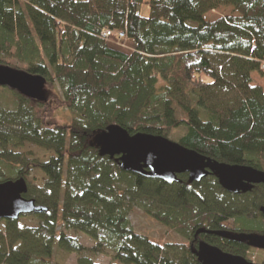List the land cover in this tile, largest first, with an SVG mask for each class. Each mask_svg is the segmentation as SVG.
I'll use <instances>...</instances> for the list:
<instances>
[{"label":"trees","instance_id":"1","mask_svg":"<svg viewBox=\"0 0 264 264\" xmlns=\"http://www.w3.org/2000/svg\"><path fill=\"white\" fill-rule=\"evenodd\" d=\"M222 7L237 16L204 20ZM0 66L43 77L46 102L71 116L51 124L46 103L0 87V184L24 179V198L46 209L35 227L0 221V264H51L55 250L96 264L66 232L115 264H201L199 243L250 262L246 241L215 233L264 236V186L232 195L213 175L144 179L93 141L117 126L264 172V88L252 80L264 78V0H0ZM136 210L184 242L133 232Z\"/></svg>","mask_w":264,"mask_h":264},{"label":"water","instance_id":"2","mask_svg":"<svg viewBox=\"0 0 264 264\" xmlns=\"http://www.w3.org/2000/svg\"><path fill=\"white\" fill-rule=\"evenodd\" d=\"M45 86L46 80L43 77L0 66V87L14 91L25 99L45 103ZM93 145L99 149L101 157L118 158L121 171L167 185L178 183V177L182 175L188 177L189 183H200L213 175L222 190L232 195L246 194L254 186H264L262 171L213 162L168 139L144 134L130 136L117 126H111L95 136ZM26 193L27 184L24 179L0 184V221L17 222L22 217L46 212L34 200L25 199ZM261 213L264 216V208ZM200 233L204 232L197 234ZM215 235L246 241L253 249L264 252V236ZM193 254L201 264H253L205 243H199Z\"/></svg>","mask_w":264,"mask_h":264},{"label":"rangeland","instance_id":"3","mask_svg":"<svg viewBox=\"0 0 264 264\" xmlns=\"http://www.w3.org/2000/svg\"><path fill=\"white\" fill-rule=\"evenodd\" d=\"M149 0H145L147 2ZM149 14L148 7L146 5H143L140 10V15L142 17H147ZM237 15L233 12L231 8H219L215 11L209 12L204 16V20L206 22H214L218 19L225 18V17H236ZM253 84L260 85L264 88V78L259 77L257 74L252 75ZM7 91H11L7 88H5ZM16 93V92H14ZM45 97L47 98L46 92ZM17 94V93H16ZM48 95H52L48 93ZM0 95V103H3ZM46 105L43 106L42 110L46 112H53V115L55 117V121L52 122L56 123L59 121L67 122L70 121L71 116L66 110H54V107L52 105H49L48 102H45ZM52 121V120H49ZM171 140V139H169ZM173 140V139H172ZM171 140V141H172ZM28 151H32L38 159H43L44 152L33 148V147H25ZM31 178H36L33 182ZM29 181L31 183L33 182L34 185L42 186L43 184V177L39 173H34ZM129 223L130 227L133 230V232L137 234L146 235L154 240H157L159 242L163 243H177L181 244L184 242V240L179 237L176 233H173L172 231L168 230L167 228L161 226L160 224L154 222L152 219L147 217L141 210H136L133 212L129 217ZM20 225L21 226H27V227H35L37 225V221L35 218H31L30 216L22 217L20 219ZM1 228V225H0ZM68 235H72L75 237L78 241V243L81 246L83 255H87L91 257L96 264H115V258L113 253L110 251H106L105 253H97L96 250L98 249V245L95 244L93 241H91L88 237L82 235V234H74L72 232H66ZM54 260L51 264H75L77 254H66L62 251L55 250ZM250 256V262L253 264H262L264 260V252L259 250H252L249 253Z\"/></svg>","mask_w":264,"mask_h":264},{"label":"built area","instance_id":"4","mask_svg":"<svg viewBox=\"0 0 264 264\" xmlns=\"http://www.w3.org/2000/svg\"><path fill=\"white\" fill-rule=\"evenodd\" d=\"M102 37L105 38V39L111 37V32H110V31H107V30H104V31L102 32ZM117 37H118L119 39H123V38H124V35H123L122 33H119V34L117 35Z\"/></svg>","mask_w":264,"mask_h":264},{"label":"flooded vegetation","instance_id":"5","mask_svg":"<svg viewBox=\"0 0 264 264\" xmlns=\"http://www.w3.org/2000/svg\"><path fill=\"white\" fill-rule=\"evenodd\" d=\"M255 187V186H254Z\"/></svg>","mask_w":264,"mask_h":264}]
</instances>
